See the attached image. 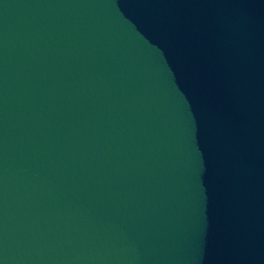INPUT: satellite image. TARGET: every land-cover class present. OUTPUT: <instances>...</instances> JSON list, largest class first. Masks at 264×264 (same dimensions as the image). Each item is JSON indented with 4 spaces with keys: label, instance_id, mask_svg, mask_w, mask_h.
I'll return each instance as SVG.
<instances>
[{
    "label": "water",
    "instance_id": "1",
    "mask_svg": "<svg viewBox=\"0 0 264 264\" xmlns=\"http://www.w3.org/2000/svg\"><path fill=\"white\" fill-rule=\"evenodd\" d=\"M0 264H264V0H0Z\"/></svg>",
    "mask_w": 264,
    "mask_h": 264
}]
</instances>
